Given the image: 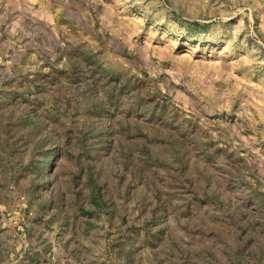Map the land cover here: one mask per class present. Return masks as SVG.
I'll use <instances>...</instances> for the list:
<instances>
[{"label": "rangeland", "instance_id": "374dc122", "mask_svg": "<svg viewBox=\"0 0 264 264\" xmlns=\"http://www.w3.org/2000/svg\"><path fill=\"white\" fill-rule=\"evenodd\" d=\"M0 264H264V0H0Z\"/></svg>", "mask_w": 264, "mask_h": 264}]
</instances>
